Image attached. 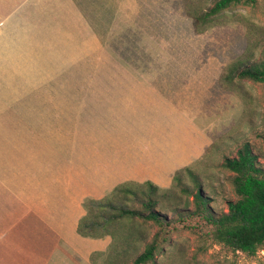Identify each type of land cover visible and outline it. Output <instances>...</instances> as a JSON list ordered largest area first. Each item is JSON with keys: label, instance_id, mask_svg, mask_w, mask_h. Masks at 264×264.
Listing matches in <instances>:
<instances>
[{"label": "rangeland", "instance_id": "rangeland-1", "mask_svg": "<svg viewBox=\"0 0 264 264\" xmlns=\"http://www.w3.org/2000/svg\"><path fill=\"white\" fill-rule=\"evenodd\" d=\"M214 1L0 0L1 199L12 192L16 158L19 163L26 151L75 130L79 111L107 95L110 84H168L191 95L192 109L209 119L217 140L191 169L213 209L227 212L238 196L225 159L250 143L264 167V85L237 80L227 87L221 78L248 48L252 61L264 56V0L231 8L198 34L193 13ZM183 180L193 187L188 175ZM184 202L194 209L192 198L182 195ZM175 219L158 264H264V250L235 253L215 243L209 230H188ZM140 225L149 240L159 230Z\"/></svg>", "mask_w": 264, "mask_h": 264}, {"label": "crops", "instance_id": "crops-1", "mask_svg": "<svg viewBox=\"0 0 264 264\" xmlns=\"http://www.w3.org/2000/svg\"><path fill=\"white\" fill-rule=\"evenodd\" d=\"M171 88L110 84L79 111L75 130L16 158L12 192L0 197V264H100L92 256L112 239L78 233L84 201L127 182L168 189L210 152L217 139L209 119L192 109L191 95Z\"/></svg>", "mask_w": 264, "mask_h": 264}, {"label": "trees", "instance_id": "trees-1", "mask_svg": "<svg viewBox=\"0 0 264 264\" xmlns=\"http://www.w3.org/2000/svg\"><path fill=\"white\" fill-rule=\"evenodd\" d=\"M256 2L215 0L208 11L193 13L195 30L202 34L231 8L254 6ZM252 59L250 47L245 55L227 65L221 82L227 87L237 80L264 85V56L255 61ZM222 167L234 174L232 182L238 196L237 200L228 203L227 212L218 213L213 209L199 175L191 167L178 171L168 189L152 182H127L100 200L86 199L83 204L86 214L79 221L78 233L85 238L110 236L112 239L108 251L94 254L92 262L104 259V264H158L157 256L165 251L177 228L176 217L180 222H186L184 228L188 230H209L215 243L235 253L257 256L264 250V167L258 162L250 143H246L236 157L226 158ZM184 175L189 176L193 187L184 182ZM182 195L192 198L194 209L190 210L189 202L182 203ZM170 213L172 217H169ZM150 222L159 228L151 240L140 225ZM131 242V249L122 247Z\"/></svg>", "mask_w": 264, "mask_h": 264}]
</instances>
